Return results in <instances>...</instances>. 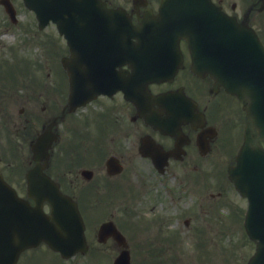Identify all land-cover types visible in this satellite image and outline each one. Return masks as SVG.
<instances>
[{"label":"water","instance_id":"obj_1","mask_svg":"<svg viewBox=\"0 0 264 264\" xmlns=\"http://www.w3.org/2000/svg\"><path fill=\"white\" fill-rule=\"evenodd\" d=\"M24 2L34 9L40 20L51 18L55 21L68 40L71 58L63 63L69 75L70 106L87 95L105 91L101 84L83 86L78 82L81 65H77V54L108 52L107 46L116 47L118 40L123 38L124 45L129 46V54L138 62L137 70L148 73L149 68L141 66L142 56L152 49L169 51L174 48L176 51L179 38L184 37L195 68L208 71L227 91L246 98L248 104L244 108L251 118L246 128L247 144L240 152L237 165L231 168L230 177L250 199L249 233L264 239V219L261 228L252 226L255 214L264 216V148L257 141L264 139V48L250 27L220 12L211 0H162L159 13L151 15L147 11L136 24L123 9L109 8L102 0ZM131 36L139 42L134 43ZM251 126L256 127L258 137H251ZM41 140L37 146L43 143ZM49 189L56 190L52 186ZM0 192V264H12L21 248L39 238H58V231L65 239L77 240L75 244L83 239L79 212L68 197L58 192L41 197L49 200L54 208V214L44 216L40 203L31 208L26 200H18L1 177ZM118 261L128 264L125 254ZM250 264H264V256L258 255Z\"/></svg>","mask_w":264,"mask_h":264},{"label":"flooded vegetation","instance_id":"obj_2","mask_svg":"<svg viewBox=\"0 0 264 264\" xmlns=\"http://www.w3.org/2000/svg\"><path fill=\"white\" fill-rule=\"evenodd\" d=\"M0 1H23V0H0ZM107 4L114 5L116 1L106 0ZM221 2V1H220ZM233 6V5H232ZM131 11H142V7H134ZM136 12V11H135ZM134 12V16H135ZM40 43V57L32 63H21L12 67L8 72L0 63V139L4 132L5 137L13 136L14 144L18 148H22L24 142L29 145L34 141L37 134L41 130L48 127L54 133L53 142L49 149V163L45 171L59 183L60 187L65 188V165L59 158L62 146L59 141L62 136H65L66 129H75L77 131V142L92 144L94 153L91 157V164L96 166L101 155L111 157L116 160V163L122 165L120 172L116 174H107L111 184L122 178H129L132 173H139L136 169L133 160L135 157L141 159H149L139 154L138 148H150L155 141L164 150L168 157L166 171L170 165H176L178 162H183L186 158L194 156L195 161L191 163H205L209 160L210 154H217L221 159V133L219 134L217 127L216 131L206 128L211 121L217 119L218 114H221V88L213 91L212 80L208 75H197L190 69V57L186 48L182 47L184 63L176 73L168 79L158 82H151L148 88L153 94L158 95V98L148 99L144 96L139 107L124 96L122 90L115 91L112 95H98L84 106L78 107L74 111H70L67 106V77L61 59L66 55L67 44L63 35L55 31L53 24L49 23L37 33H34ZM39 61H42L44 67L52 68L55 72V77L41 79L38 77H30L29 65L40 67ZM32 68V67H31ZM128 64H122L117 67V70H122L124 77L125 72L129 71ZM50 74V71H48ZM121 77L122 81L125 79ZM211 89V90H210ZM215 92V95L211 92ZM138 102L140 95H135ZM46 102L41 107L42 111H34V106H29L28 110L25 107L16 108V102L19 99H27L29 101L39 100ZM194 101L197 110L203 111L205 114V122L203 128H197L199 121L196 116L189 111L191 101ZM2 102H5L2 104ZM212 104V108L209 106ZM2 105L4 109H2ZM207 107L210 109L207 113ZM68 127L66 128L67 122ZM74 124L72 125L73 121ZM101 122L105 127L94 138L93 122ZM189 122V123H187ZM170 125V132H161L156 127L162 124ZM179 123H181L179 125ZM72 125V126H71ZM179 125V126H178ZM110 128V137L107 143L102 142L103 134ZM178 127L180 130H178ZM170 133V134H169ZM206 143V150L201 153V146L198 145V137L204 138L205 135H213ZM48 138L50 134L48 133ZM196 148L197 152L196 153ZM91 153V152H90ZM171 153V154H170ZM161 155V153H160ZM82 156V155H81ZM83 158V156H82ZM80 160V159H77ZM75 159V163L77 162ZM74 163V164H75ZM83 163V162H80ZM118 163V164H119ZM32 165L31 160H27L25 165ZM69 164V170L73 166H80V179L86 181L81 173L82 164ZM92 170V177L96 176V169ZM124 174V177H123ZM137 177V174L132 175ZM176 177V175H172ZM92 179V178H91ZM88 179L87 181L93 188V197L95 194L101 195L103 190L94 182ZM73 182V179H69ZM70 183L71 190L73 184ZM164 191L165 197L161 194L157 198L161 214H163L162 225H171L177 220V205L175 202L174 189L171 184H166ZM112 196V195H111ZM139 200L141 206L146 207L151 204V209L155 207L153 203L146 199ZM116 202L114 196L111 200V205ZM92 214V212H89ZM114 215L113 212H111ZM161 218L160 216H158ZM189 219H186L188 223ZM115 243L112 238H108L107 242ZM112 249V248H111ZM113 251V250H112Z\"/></svg>","mask_w":264,"mask_h":264},{"label":"rangeland","instance_id":"obj_3","mask_svg":"<svg viewBox=\"0 0 264 264\" xmlns=\"http://www.w3.org/2000/svg\"><path fill=\"white\" fill-rule=\"evenodd\" d=\"M113 1H122L123 3L130 5L132 0H113ZM154 1V3L157 0H150ZM222 1H229V4L232 3V1L237 3V8L244 10L245 7L248 5L249 1L253 0H222ZM19 12L21 16L19 17V27L16 28L14 24L10 21L8 16L5 15L4 11L0 7V61H17L15 57H11V50L10 46L15 45L19 43L21 39V34L17 33L16 30H20L21 24L27 25L28 22L24 21L26 19H30V15L27 9H24L22 7H19ZM251 24L257 28L259 32L264 37V9L260 11H255L251 15L250 19ZM5 28L8 29V31L4 30ZM6 32V33H5ZM2 45H7V47H3ZM32 51V50H31ZM25 51H16V56H19V53H24ZM33 55L36 57H40L39 52L37 50L32 51ZM24 55H27L28 53H25ZM29 61V59H28ZM30 62V61H29ZM40 63V62H39ZM41 68L39 69L41 71V79H48L55 77L54 75L48 74V71L51 72V68L44 67V64L40 63ZM43 98H40L39 100L35 99L34 101H29L27 99H19L16 102V108L25 107V110L29 109V106H34V111H42L41 107L44 103L42 101ZM5 102H2L4 104ZM3 109V108H2ZM71 120H69L66 124V128L68 127V123ZM105 126L101 124V122H93V136L96 138V136L100 133V131ZM109 128V126H108ZM68 129V128H67ZM109 132V131H107ZM110 133V132H109ZM234 136V132H230L228 134L229 138H232ZM223 134H221V142H222ZM237 139V135H236ZM89 143L88 141H86ZM59 145L64 147L66 149L65 153L63 152V156L65 157V163H68L73 157L77 155H83L86 156L87 153L89 154L91 152L90 150L85 148L82 142L78 141V143L75 144L74 140H70L68 136H65L63 142H59ZM26 143L24 142L22 145V151L28 152L26 150ZM217 155L211 154L209 162H206L205 167L207 169L206 173H203V176L194 175L191 178H193V182H186L185 187L187 188L186 191H181L179 189V192L177 191L176 195L178 194L177 198V210H179L178 220L181 222L182 217H187L190 215L192 219V223L190 226H188V230L182 234L180 233L182 231V228H185L183 223L181 222L179 224V227L177 229V232H179L176 236L179 237L177 244H171L168 245V243H162L160 242H154L150 244H144L142 242H138L137 244L133 245V255L131 257L132 264H245L248 254L252 251L253 245L250 243L247 238L244 235V231L239 229V225H226L222 224L221 219L224 223L227 221H232L234 218V214L231 216V210L234 208L237 204H242V201L237 200L236 197L233 196V194L227 189V194L224 196L221 195L220 198H212L208 197L205 194H208L209 192H216L218 189H221L219 187L218 180L224 181L223 175L225 174V169L228 164V159L221 155V163H217L215 161ZM18 158L13 157V162L16 161ZM6 162V160L4 159ZM186 163L177 164L176 166H172L174 168L178 169V173H180L182 176H186L187 170H185ZM5 170V169H4ZM142 171V168L139 167V173ZM19 172H17L18 174ZM143 173V172H142ZM145 173V172H144ZM138 173H132L131 175H134ZM189 174V173H188ZM187 174V175H188ZM144 175V174H143ZM10 176H13V174H10ZM17 176V175H15ZM204 178V180L201 179ZM132 182H135L136 184H131L129 186L119 187L114 190V192L119 195L117 198V201H121L123 198H129L131 197L130 204H135L138 199V191L141 189L142 181L138 175L137 177H130ZM142 180L148 185L147 188L149 190L153 191L155 186H157V176L155 174L148 175L146 172L143 176ZM209 181V185L205 190L200 191V187L203 183ZM223 183V182H221ZM105 187V185H104ZM112 190L111 188H109ZM224 190V188H222ZM126 190H129L128 192ZM104 191V188H103ZM102 191V192H103ZM86 194L92 195L91 188H88L85 190ZM101 192V194H102ZM132 196H129V195ZM204 196V198H201V196ZM152 197V196H151ZM88 198V197H87ZM153 198V197H152ZM226 198V199H225ZM102 199L106 202H108L109 197H103ZM154 199V198H153ZM224 199L226 201H224ZM155 201V200H154ZM198 201V202H197ZM221 201V205L217 206V202ZM203 204H205L209 209H206L205 211L199 210L198 208L201 207ZM106 205V204H105ZM155 209L151 210V212H154L153 214H157L158 212V203H154ZM189 206V208H187ZM185 209V210H183ZM138 210V209H137ZM140 211V210H139ZM145 212V213H144ZM141 215H145L146 217H149L148 207L145 209H141L140 211ZM183 220V219H182ZM199 226V227H198ZM204 227V228H203ZM198 229V231L195 229ZM229 228V229H225ZM92 229L90 231V234L92 235ZM169 229V228H168ZM171 229V228H170ZM241 232V233H240ZM132 233V232H131ZM155 231H147V234H154ZM136 235L135 237H143L138 235L136 232H134ZM146 234V235H147ZM244 235V236H243ZM246 239H245V238ZM115 252L113 251V254ZM51 261L49 259H45L40 263V258L35 262V264H48Z\"/></svg>","mask_w":264,"mask_h":264}]
</instances>
